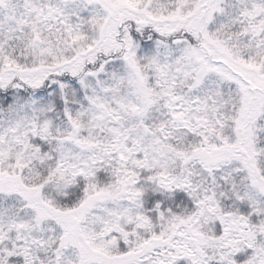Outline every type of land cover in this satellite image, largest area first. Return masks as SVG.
Instances as JSON below:
<instances>
[{
	"label": "snow or ice",
	"instance_id": "1",
	"mask_svg": "<svg viewBox=\"0 0 264 264\" xmlns=\"http://www.w3.org/2000/svg\"><path fill=\"white\" fill-rule=\"evenodd\" d=\"M0 264H264V0H0Z\"/></svg>",
	"mask_w": 264,
	"mask_h": 264
}]
</instances>
